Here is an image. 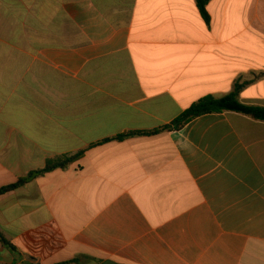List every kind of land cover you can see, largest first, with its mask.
I'll use <instances>...</instances> for the list:
<instances>
[{
    "label": "crops",
    "instance_id": "1",
    "mask_svg": "<svg viewBox=\"0 0 264 264\" xmlns=\"http://www.w3.org/2000/svg\"><path fill=\"white\" fill-rule=\"evenodd\" d=\"M0 0V264H264V121L171 126L246 83L264 108V0ZM160 130L157 133H151ZM135 135L116 140L129 134Z\"/></svg>",
    "mask_w": 264,
    "mask_h": 264
},
{
    "label": "trees",
    "instance_id": "2",
    "mask_svg": "<svg viewBox=\"0 0 264 264\" xmlns=\"http://www.w3.org/2000/svg\"><path fill=\"white\" fill-rule=\"evenodd\" d=\"M198 8L201 14L209 21V16L207 13V6L211 0H196ZM246 83L236 84L235 89L230 94L222 97V98H214V97H205L192 105L189 109H187L178 119H176L171 126H167L162 128L161 130H170L172 128L176 130L182 129L186 124L190 121L201 117L207 114H215V113H225V112H236L240 114H244L250 116L256 120L264 121V108L256 107V106H247L240 102L239 95L240 92L245 87ZM160 130H156L151 133H157ZM136 133H129L120 137L115 138L116 140H122L123 138L135 135ZM85 154V151H82L73 156H60L54 159L48 160L46 166L42 169H38L35 171H31L27 176L20 178L15 183L4 186L0 188V197L9 194L15 190H18L31 182L32 180L58 169H67L70 165L80 160ZM0 243L3 247L9 249L15 256V259L19 260L21 254L17 250V248L5 238L3 233L0 232ZM76 260L63 263V264H72L75 263ZM16 264V263H15ZM24 264H35V263H24Z\"/></svg>",
    "mask_w": 264,
    "mask_h": 264
}]
</instances>
